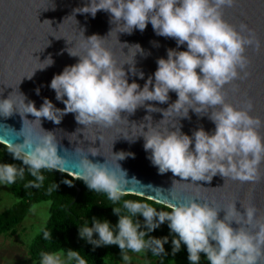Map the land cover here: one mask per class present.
I'll return each mask as SVG.
<instances>
[{
    "label": "clouds",
    "instance_id": "clouds-1",
    "mask_svg": "<svg viewBox=\"0 0 264 264\" xmlns=\"http://www.w3.org/2000/svg\"><path fill=\"white\" fill-rule=\"evenodd\" d=\"M234 3L235 0H87L73 8V14L87 13L94 17L98 10L106 11L110 14L109 23L114 24L108 33L117 29V32L131 34L134 28L142 32L146 24H150L156 35L173 38L176 47L165 49V56L155 60V70L145 78L143 72L134 67L133 57L142 52L138 44H123L134 50L131 64H118L103 45L102 37L92 34L85 38L81 29L79 51L72 47L65 49L69 56L78 57L77 61L65 65L58 74L54 73L47 85L54 91V99L64 107L57 108L44 97L36 108L31 100L25 103L26 97L17 91L15 97L10 93L7 98L0 99V117H8L15 111L23 122L27 120L24 114L28 113L39 123V118L43 117L58 124L63 115L72 113L77 124L110 128L121 120V111L131 114L137 107H143L162 115L155 125L146 115L144 120L148 123L141 124L137 134L142 137L146 159L158 174L171 172L181 180L190 178L188 183L198 188L203 187L192 182L207 183L215 175L254 183L260 178L259 165L264 161V138L257 131L264 122L249 114L251 101H244L241 107L226 102L223 86L248 76L245 48L257 49L260 42L246 24L234 27L222 18V9ZM181 45L184 50H178ZM52 63L50 56L45 57L23 77L31 78L34 70H43ZM124 64L128 65L127 74L122 67ZM133 74L144 80L143 85L135 80L128 82ZM170 91L175 93L176 99L167 103ZM34 92L39 95V88ZM145 101H156L167 107L157 108ZM189 109L197 115H206L214 128L205 131L197 127L190 135L180 131L179 121L172 118H188ZM165 117H170L173 123L159 127ZM42 133L35 144L24 136L23 143L8 147L12 160H19L20 166L0 163V185L23 180L27 170L34 179L28 180L24 187L38 188L45 179L42 169L62 172L65 161L56 154L53 134ZM87 152L97 155L96 148L89 147ZM113 154L116 161L134 155L122 151ZM77 168L72 172L73 179L81 180L90 191L106 194L113 204L121 202L125 194V172L119 166L117 172L81 155ZM62 182L71 185V180ZM173 182L176 180L171 185ZM56 187L51 183L48 191ZM169 195L176 199L171 192ZM233 202L226 204L223 217L218 218L219 209L197 202L196 198L169 203L167 211H158L142 201L123 200L122 207L111 208L117 217L115 224L92 216L90 225L86 219L77 228V235L94 248L116 245L124 260L128 259L125 250L140 254L149 252L162 259L179 252L183 245L189 264H199L201 255L208 264H258L259 258L264 256V216L257 215L254 205L240 203L241 213ZM138 216L142 220L137 219ZM233 223L237 227L233 228ZM161 224H166L167 235H148ZM249 227L254 231H249ZM43 237L50 239V233L43 231ZM170 237V252H165L164 245L169 243ZM40 264L86 262L76 250L68 249L66 252H41Z\"/></svg>",
    "mask_w": 264,
    "mask_h": 264
},
{
    "label": "water",
    "instance_id": "water-1",
    "mask_svg": "<svg viewBox=\"0 0 264 264\" xmlns=\"http://www.w3.org/2000/svg\"><path fill=\"white\" fill-rule=\"evenodd\" d=\"M86 2L87 0H0V99L7 98L10 93L15 97L18 91L26 97L25 103L31 100L36 108H39L42 98L47 97L55 107L62 109L64 105L54 99V91L47 85L54 73L58 74L65 65L77 61L78 57L69 56L65 49L72 47V50L79 51L77 45L82 39L79 33L81 29L85 38L92 34L102 37L103 45L118 64H131L134 50L124 45L138 44L142 52L133 57L134 67L143 72L145 78L155 70V60L165 56V49L176 47L173 38L156 35L150 24H146L142 32L134 28L131 34L117 32V29L108 33L114 24L109 23L110 14L106 11L98 10L94 17L87 13L73 14V8ZM69 15H73V18ZM222 18L234 27H238L240 23L246 24L253 29L260 42L257 49L246 46L244 55L249 60L246 68L248 76L223 86L225 100L234 107H241L246 100L251 101L249 114L264 122V0H235L232 7L222 9ZM178 50H184V45ZM80 54H83V50ZM49 56L53 60L51 66L34 70L31 78L23 77L39 66L37 62H42ZM122 67L127 74L128 65L124 64ZM133 80L139 85L144 83L135 74L128 77V82ZM36 88H39V95L34 92ZM168 95L167 103L176 99L174 92L170 91ZM145 103H151L157 108L167 107V104L156 101ZM146 115L151 118L153 125L162 119L160 112H148L143 107H137L131 114L121 111V120L112 127L101 128L94 124L86 127L77 124L72 113L63 115L60 122L54 124L43 117L39 118V123L28 113L24 114V119L28 121L23 122L21 116L13 111L8 117H0V142L11 146L23 143L25 136L31 144H35L38 135L43 134L42 131L51 132L56 144V154L65 161L62 171L69 175L78 170V159L83 155L91 162L104 163L117 172L119 166L125 172L124 192L138 194L165 205L196 198L197 202L209 203L219 209L218 218L223 217V208L230 201H234V207L241 213L243 209L240 203L243 206L254 205L257 215L264 216V161L259 165L260 178L254 183L215 175L207 183L192 182L203 187L198 188L188 183L191 182L190 178L181 180L171 172L158 174L146 159L142 137L137 135L140 125L148 123L144 120ZM172 119L178 120L180 131L189 135L197 127H202L205 131L214 128L206 115H197L191 109L188 111V118ZM171 123V118L165 117L158 126L164 127ZM257 131L264 138V123ZM89 147L96 148L97 155L88 153ZM118 151L134 155L116 161L113 153ZM173 180L176 182L171 185ZM76 189L78 192L79 187ZM170 192L176 196L175 200L171 199ZM231 226L237 227L234 223ZM248 230L254 231L251 227ZM258 264H264V256L259 258Z\"/></svg>",
    "mask_w": 264,
    "mask_h": 264
},
{
    "label": "trees",
    "instance_id": "trees-1",
    "mask_svg": "<svg viewBox=\"0 0 264 264\" xmlns=\"http://www.w3.org/2000/svg\"><path fill=\"white\" fill-rule=\"evenodd\" d=\"M7 145L0 142V163H12L20 166L19 160H12L8 152ZM45 179L41 186L24 187L28 180H33L27 170L23 180H17L11 184L10 190L17 197L9 207L0 211V234H13L16 231V225L19 224L26 216L31 206L41 200H49L48 216L42 225L39 232L30 240L28 244V254L30 259H39L41 252H57L67 251L68 249L76 250L79 255L85 260L86 264H107V259H113L114 256L121 251L116 245H103L93 247L80 239L77 235V228L81 226L86 219L92 216L98 219H106L111 224H115L116 215L112 213L111 208L122 207L123 200L142 201L150 204L158 211L169 210L165 204L149 199L147 197L124 192L121 197V202L113 204L102 192L90 191L85 184L74 179L66 172L57 170H41ZM64 179L71 180V185H66L62 181ZM51 183L57 185L54 191L49 192L48 188ZM76 187H79L77 192ZM123 214V211L122 213ZM142 220V217H137ZM43 231L50 233V239H44ZM168 234L166 224H161L157 229L148 235L154 237L165 236ZM169 243L164 245L165 252H170ZM127 252H131L125 250ZM184 246L181 245L179 252L174 255L164 256L167 260H181L186 258ZM146 257L153 261L158 257H153L151 253L146 252ZM204 258L203 255H201ZM186 264V263H183Z\"/></svg>",
    "mask_w": 264,
    "mask_h": 264
},
{
    "label": "rangeland",
    "instance_id": "rangeland-1",
    "mask_svg": "<svg viewBox=\"0 0 264 264\" xmlns=\"http://www.w3.org/2000/svg\"><path fill=\"white\" fill-rule=\"evenodd\" d=\"M11 185H0V211L9 207L17 200L10 190ZM49 200H41L34 203L23 220L16 225L13 234H0V264H40V258L30 259L28 254V244L30 240L39 232L48 216ZM127 260L122 258V253H118L113 259H107V264H189L186 258L181 260H167L164 257L150 261L143 254L127 252ZM199 264H208L205 258L200 259Z\"/></svg>",
    "mask_w": 264,
    "mask_h": 264
}]
</instances>
